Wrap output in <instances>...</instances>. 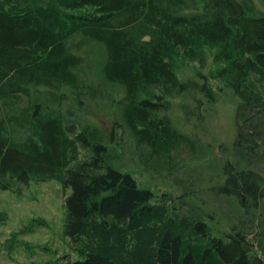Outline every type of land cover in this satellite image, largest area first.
Wrapping results in <instances>:
<instances>
[{
  "label": "trees",
  "instance_id": "1",
  "mask_svg": "<svg viewBox=\"0 0 264 264\" xmlns=\"http://www.w3.org/2000/svg\"><path fill=\"white\" fill-rule=\"evenodd\" d=\"M225 89L234 135L210 163L172 109L203 120ZM53 180L77 256L45 264H264V0H0V189Z\"/></svg>",
  "mask_w": 264,
  "mask_h": 264
},
{
  "label": "rangeland",
  "instance_id": "2",
  "mask_svg": "<svg viewBox=\"0 0 264 264\" xmlns=\"http://www.w3.org/2000/svg\"><path fill=\"white\" fill-rule=\"evenodd\" d=\"M207 59L209 65L202 70L209 74V70L214 67L210 52H207ZM175 63L179 74L184 78L195 76L200 68L198 62L192 63L181 56L176 58ZM214 85L222 83L219 80ZM220 94L212 104L202 103L200 109L205 113L203 120L196 115H185L179 105L182 98L174 100L172 109L173 118L178 125L202 133L204 141L210 147L207 157V162L210 163L211 160L220 163L226 157L224 146L232 142L234 135L235 102L226 89L220 91ZM190 101L191 105H197L196 101ZM93 116L95 122L106 128L110 127V115L102 113ZM128 156L127 151L122 152L120 157L130 163ZM189 158V154L183 153L180 160L189 161ZM129 170L143 185L151 187L156 193L167 190L177 194L179 190L170 179L160 177L165 173L149 172L138 165L129 167ZM187 171L190 176H194V170ZM176 173L182 175L183 171ZM158 177L161 179H157ZM65 198L66 194L57 180L43 183L31 181L14 185L13 189H0V264H45L64 254L77 256L63 232Z\"/></svg>",
  "mask_w": 264,
  "mask_h": 264
}]
</instances>
